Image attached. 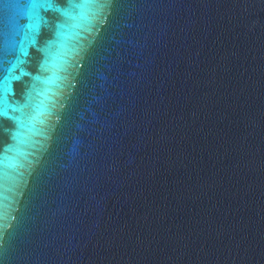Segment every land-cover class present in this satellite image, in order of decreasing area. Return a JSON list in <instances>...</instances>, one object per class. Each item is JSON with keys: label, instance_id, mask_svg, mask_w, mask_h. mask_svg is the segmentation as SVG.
I'll return each instance as SVG.
<instances>
[{"label": "water", "instance_id": "obj_1", "mask_svg": "<svg viewBox=\"0 0 264 264\" xmlns=\"http://www.w3.org/2000/svg\"><path fill=\"white\" fill-rule=\"evenodd\" d=\"M0 264H264V0H0Z\"/></svg>", "mask_w": 264, "mask_h": 264}]
</instances>
